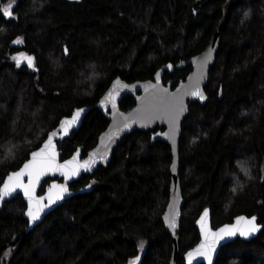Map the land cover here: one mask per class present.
I'll return each mask as SVG.
<instances>
[{"label":"trees","instance_id":"trees-1","mask_svg":"<svg viewBox=\"0 0 264 264\" xmlns=\"http://www.w3.org/2000/svg\"><path fill=\"white\" fill-rule=\"evenodd\" d=\"M224 1L0 0V184L61 117L94 105L117 75L151 78L163 64L202 51ZM20 50L34 57L32 68L11 59ZM190 70L166 71L164 80L176 84ZM205 89L208 102H193L182 128L177 264L199 241L196 219L206 207L214 227L241 213L257 215L263 225L253 239L224 245L215 264H264V0L232 5ZM134 104L131 95L120 101L123 110ZM108 123L98 108L90 109L58 142L61 158L80 145L86 154ZM150 137L139 129L127 134L107 167L72 182L79 191L30 231L22 195L6 201L0 264H169L173 239L161 215L171 148Z\"/></svg>","mask_w":264,"mask_h":264},{"label":"water","instance_id":"water-1","mask_svg":"<svg viewBox=\"0 0 264 264\" xmlns=\"http://www.w3.org/2000/svg\"><path fill=\"white\" fill-rule=\"evenodd\" d=\"M236 1L238 0L224 1L222 16L214 35L202 51L176 64L172 62L163 64L151 78L127 81L117 75L94 105L76 107L71 114L61 117L57 125L48 131L42 143L29 152L27 159L5 175L0 184V210L6 201L18 194L22 195L26 203L24 212L28 221L26 231L32 230L48 213L79 191L71 189L72 182L80 179L83 174H93L100 166L107 167L127 134L137 129L151 131V143L161 140L171 148L169 198L161 219L173 239L169 264H177L180 253L178 233L184 205L179 175L183 122L189 115L193 102L200 104L208 102L209 96L205 87L220 50V30L226 24L230 9ZM187 65H191V70L184 79L178 80L176 84V79L164 80L166 71L173 72L176 68ZM127 95L134 97L135 104L129 110H123L120 101ZM92 108H98L109 119L107 127L99 134L95 146L86 154L80 145L69 157L62 159L58 142L69 138L72 132L81 126ZM77 112L79 116L73 121L72 118ZM65 121L72 122L65 124ZM53 133L55 135H52ZM34 153L41 155L34 157ZM25 165H29V168L25 169ZM16 173L22 174L16 176ZM46 179L50 181L44 191L40 192ZM29 211L38 218L33 220L28 214ZM196 226L200 238L184 253V264H215L217 255L224 245L237 238L251 240L263 227L257 215L245 213L214 227L209 207L201 211L196 219ZM221 229L225 231L221 232ZM139 263L140 259H137L132 264Z\"/></svg>","mask_w":264,"mask_h":264},{"label":"rangeland","instance_id":"rangeland-1","mask_svg":"<svg viewBox=\"0 0 264 264\" xmlns=\"http://www.w3.org/2000/svg\"><path fill=\"white\" fill-rule=\"evenodd\" d=\"M9 4H11V3L7 4L6 9L10 8ZM11 59L15 62L17 67H20L23 64H27L28 66H30L32 68L34 66V64H35L34 57L31 54H29V53H27V52H25L23 50H20V51H18L16 53L12 54L11 55ZM8 148H9V146L6 147V150ZM145 245H146V242L141 240L140 249L144 248ZM9 254H10V251H8L6 253V257H8ZM133 261H134V259H133Z\"/></svg>","mask_w":264,"mask_h":264},{"label":"snow or ice","instance_id":"snow-or-ice-1","mask_svg":"<svg viewBox=\"0 0 264 264\" xmlns=\"http://www.w3.org/2000/svg\"><path fill=\"white\" fill-rule=\"evenodd\" d=\"M6 15H11V12L9 11V12H6L5 13ZM201 99H203V97L201 96ZM79 116V112H77L76 114H75V116H73V121L77 118ZM72 121H65L64 123L65 124H70ZM52 135H55V133H53ZM51 142V137H49V143ZM45 147H47V145H45ZM43 150H41V152H42ZM41 155V153H34L33 154V156L34 157H36V156H40ZM27 168H29V165H25V169H27ZM22 173H16L15 175L16 176H19V175H21ZM9 179L11 180L12 178L11 177H9ZM5 187H7V185H5ZM27 191V190H26ZM30 216H32V219L33 220H35V219H37L38 217L36 216V215H33L32 214V212L31 211H29V213H28ZM241 219H243V218H241ZM255 218H253V220H254ZM253 230H255V229H253ZM221 232H224L225 230L224 229H221L220 230ZM229 234H231V233H229Z\"/></svg>","mask_w":264,"mask_h":264}]
</instances>
